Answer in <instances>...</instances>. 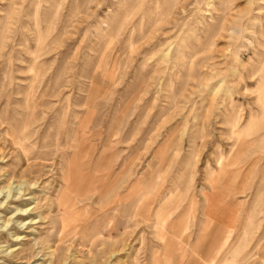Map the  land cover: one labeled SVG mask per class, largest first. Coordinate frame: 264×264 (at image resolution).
I'll list each match as a JSON object with an SVG mask.
<instances>
[{
  "label": "rangeland",
  "instance_id": "rangeland-1",
  "mask_svg": "<svg viewBox=\"0 0 264 264\" xmlns=\"http://www.w3.org/2000/svg\"><path fill=\"white\" fill-rule=\"evenodd\" d=\"M0 264H264V0H0Z\"/></svg>",
  "mask_w": 264,
  "mask_h": 264
},
{
  "label": "bare ground",
  "instance_id": "bare-ground-1",
  "mask_svg": "<svg viewBox=\"0 0 264 264\" xmlns=\"http://www.w3.org/2000/svg\"><path fill=\"white\" fill-rule=\"evenodd\" d=\"M76 172V171H75ZM73 177L70 179L72 180ZM77 182V178L75 180V183ZM73 184H74V178H73ZM74 186V185H73ZM70 190V188H69ZM70 199V200H69ZM72 196L70 191H66L64 196L61 199V209L63 212H66L68 207H71L72 203ZM71 201V202H70ZM70 203V204H69ZM159 223V229H158V235L161 236L162 240L164 241L165 247V256L167 257L168 261L177 260L180 256H183L185 254V244L187 237L184 236V228L182 227H173L174 231L173 233L170 231L171 226L168 223V214L163 215L161 218V221ZM215 240L218 239V236L214 238Z\"/></svg>",
  "mask_w": 264,
  "mask_h": 264
}]
</instances>
